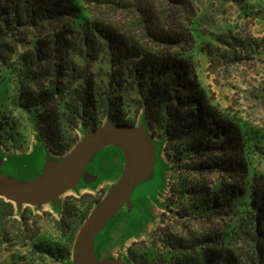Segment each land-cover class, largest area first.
<instances>
[{"label": "trees", "instance_id": "1", "mask_svg": "<svg viewBox=\"0 0 264 264\" xmlns=\"http://www.w3.org/2000/svg\"><path fill=\"white\" fill-rule=\"evenodd\" d=\"M200 2L0 0V138L18 135L19 110L54 155L107 121L138 118L161 139L172 177L159 223L127 247L134 264H264V132L199 81L195 46H213L201 36L237 39L201 29ZM84 197L59 218L0 197V264L65 259Z\"/></svg>", "mask_w": 264, "mask_h": 264}, {"label": "rangeland", "instance_id": "2", "mask_svg": "<svg viewBox=\"0 0 264 264\" xmlns=\"http://www.w3.org/2000/svg\"><path fill=\"white\" fill-rule=\"evenodd\" d=\"M162 1L157 0L158 4ZM200 1L202 13L208 8L207 15L199 22L201 29L218 35L230 27L232 36L237 39L233 41L228 36H222L216 40V36H201L203 42L211 39L213 46L206 47L205 43L201 49L198 43L195 46L199 81L210 92L213 103L222 109L227 108L229 113L243 119L255 130L264 132V0ZM247 4L252 8L244 15L241 8ZM208 49L211 50V57ZM13 112L19 125L16 129L18 135L0 138V179L16 185L38 186L47 181L74 147L92 131L83 130L70 151L54 155L26 115L19 110ZM107 124L110 122L96 129ZM133 125L141 128L145 137L147 159L143 170L90 234L88 241L90 251L98 260L116 264H134L127 256V247L133 242L148 239L159 223L162 203L172 177L170 160L163 150L161 139L148 131L144 120L136 118ZM129 157V147L123 139L110 140L90 155L73 183L56 198L40 205L12 202L16 213L28 207L36 214L46 211L59 218L64 203L84 195L77 202L82 214L76 219L75 241L87 218L122 178ZM255 164L260 171H264V155H256ZM73 245L65 259L53 264H81ZM7 257L6 253L0 252V263Z\"/></svg>", "mask_w": 264, "mask_h": 264}, {"label": "water", "instance_id": "3", "mask_svg": "<svg viewBox=\"0 0 264 264\" xmlns=\"http://www.w3.org/2000/svg\"><path fill=\"white\" fill-rule=\"evenodd\" d=\"M116 138H121L127 143L130 157L120 181L99 202L75 238L73 250L81 264H116L109 260H98L90 251L88 241L90 234L143 170L147 159V148L141 128L134 125L110 123L88 132L74 147L61 167L54 170L49 179L38 186H21L0 179V197L19 204L40 205L56 198L69 187L83 169L90 155L102 144Z\"/></svg>", "mask_w": 264, "mask_h": 264}]
</instances>
